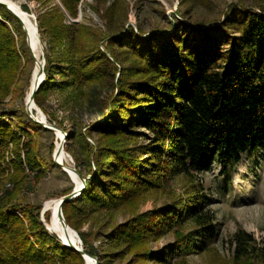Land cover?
Instances as JSON below:
<instances>
[{
	"label": "trees",
	"instance_id": "1",
	"mask_svg": "<svg viewBox=\"0 0 264 264\" xmlns=\"http://www.w3.org/2000/svg\"><path fill=\"white\" fill-rule=\"evenodd\" d=\"M60 1L69 14L75 13L79 0ZM187 2L181 0V6ZM172 17L166 27L171 31L155 27L145 36L139 28L123 37L113 31L99 40L91 31L80 39L83 27L63 22L57 7L47 20L38 17L54 55L44 52L45 78L34 94L36 103L48 89L72 86L84 94L110 77V93L99 106L102 119L85 130L74 129L89 177L78 171L85 186L62 203L64 219L75 229L74 213L105 211L112 217L113 209L129 212L110 233H102L107 243L101 249L78 232L84 251L97 256L98 264L128 255L127 264H187L185 255L205 251L216 235L199 175L218 164L226 180L242 153L264 149V0L231 2L221 21L207 24ZM6 23L26 36L18 19L0 5V98L19 60ZM53 73L68 78L57 81ZM136 128L149 132L145 144L137 143L141 135ZM92 134L93 145L87 140ZM6 139L14 141L17 135L0 124V144ZM179 176L187 186L185 196L168 187ZM160 192L169 198L162 207L137 211L148 194ZM10 198L5 193L3 200ZM31 210L23 209L25 225L0 205V264H82V256L63 246ZM44 216L51 223L50 214L49 220L46 211ZM187 222L193 232L182 231ZM167 231L174 242L151 251L148 243ZM231 244L235 264H264V243L247 231L237 229Z\"/></svg>",
	"mask_w": 264,
	"mask_h": 264
},
{
	"label": "rangeland",
	"instance_id": "2",
	"mask_svg": "<svg viewBox=\"0 0 264 264\" xmlns=\"http://www.w3.org/2000/svg\"><path fill=\"white\" fill-rule=\"evenodd\" d=\"M16 1L30 17L34 28L36 25L42 49L41 60L44 64L45 50L53 55L54 52L50 50L49 36L42 35L39 30L38 17L43 15L47 20L55 7L63 13V22L75 24L76 29L83 27L78 32L80 39L88 36L91 31L90 33L95 35L94 38L99 40L113 31L120 37L129 35L130 30L136 32L139 28L145 32V36L155 27L171 31L172 28L166 27L167 19L173 18L172 16L189 23L207 24L221 21L229 3L241 1L244 5H250V0H188L186 6H181V0H79L75 13L71 15L64 9L60 0ZM6 24L19 60L8 91L0 98V124L15 132L17 139H6L0 144V205L4 211L22 218L23 223L27 225V220L23 217L24 208L30 207L31 213L36 215L38 220L41 217L43 219V202L49 198H58L75 187L74 181L64 168H74L77 173L80 171L82 175L89 177L83 167V149L79 140L73 136L74 129L81 126L82 130H85L89 124L102 119L99 106L110 93V77H105L107 80L103 79L97 82L98 84L94 83L84 94L72 86L62 85L60 88L48 89L40 97L39 103L34 101L45 114L46 123L60 128L65 135L62 137L64 162L58 164L53 160L56 140H59L56 130L39 125L26 113L24 98L35 67L31 49L26 37L13 24ZM101 42L102 40L99 44H102ZM52 75L57 81L68 78L57 73ZM117 75L118 72L115 71L114 77ZM135 130L141 135L137 143L145 144L150 137L149 132L144 128ZM95 137V134H92L87 140L93 145ZM219 169L218 164H213L210 170L199 175L204 191L209 197L204 209L213 216L212 222L216 226L215 238L205 251L186 254L187 264H235L232 260L231 240L237 229L247 231L256 241L264 243V149L242 153L240 160L230 169L231 175L226 180L219 175ZM168 187L185 196L184 190L187 186L182 177L172 178ZM5 193L10 194L12 198L3 200ZM168 200L167 194L161 192L148 194L138 204L137 211L160 208ZM46 213L49 220L51 212ZM111 213L112 217L105 211L92 212L85 216L74 213L73 221L79 228L70 227L77 234L79 231L86 233L87 241L101 249L102 245L107 243L106 236H102V233H110L114 225L124 222L129 216L128 211L123 212L120 209H113ZM154 217L157 219L158 215ZM182 231L193 232L194 228L187 222ZM173 242L172 232L167 231L157 240H151L148 246L151 251L160 252ZM0 246H3L1 240ZM129 258L130 255L115 259L112 264H127ZM148 263L155 264L152 261ZM166 264L173 263L170 261Z\"/></svg>",
	"mask_w": 264,
	"mask_h": 264
},
{
	"label": "bare ground",
	"instance_id": "3",
	"mask_svg": "<svg viewBox=\"0 0 264 264\" xmlns=\"http://www.w3.org/2000/svg\"><path fill=\"white\" fill-rule=\"evenodd\" d=\"M4 1L10 8H12L14 10V12L18 15V17L21 19L26 32L28 34V42H29V47L33 53V55L35 56L36 59L41 60V54H42V49L40 46V42L38 39V35L37 32L31 22L30 17L28 16V14L19 6L18 2L16 0H2ZM39 73V64L35 63V67L33 68L32 71V78H31V82H30V86L28 88V90L26 91V95L24 98L25 103H30V109L32 110V113L34 110H36V112H34V117H36L38 120L40 121H45L46 122V116L45 114L36 106L35 102L29 101V94H30V89L33 88L34 86V82L36 79L40 80L42 75L38 76ZM32 114V115H33ZM56 134L58 135V141L56 140V146H57V152H56V158L58 161H61L62 163L64 162V151H63V147L60 149L59 147V143H60V139H62L63 134L56 129ZM67 173L69 174L70 178L74 181L75 186H79L81 184L79 178L76 176V173L72 170L71 167H66ZM60 199V197L58 198H49L46 199L43 202V209H47L46 211H50V217H51V223H47L45 220L44 223L47 227V230L50 233H54L56 234L60 239L66 241V240H71L72 242H74L75 244L78 241V235L74 232L73 229H67L65 230L64 227L61 224L60 219L58 218L57 214H56V207H57V203L58 200ZM44 219V217H43ZM85 264H93V260L91 258H86L85 260Z\"/></svg>",
	"mask_w": 264,
	"mask_h": 264
},
{
	"label": "water",
	"instance_id": "4",
	"mask_svg": "<svg viewBox=\"0 0 264 264\" xmlns=\"http://www.w3.org/2000/svg\"><path fill=\"white\" fill-rule=\"evenodd\" d=\"M0 5H2V6H4L6 9H8L17 19H18V21L20 22V24H21V26H22V29L25 31V33H26V41H27V43H28V46H29V42H28V34H27V32H26V29H25V27H24V25H23V23H22V21H21V19L18 17V15L14 12V10L12 9V8H10L4 1H2V0H0ZM35 28H36V25H35ZM36 32H37V28H36ZM38 35V34H37ZM32 52V51H31ZM32 54V57H33V59H34V61H35V63H38L39 64V73H38V76H40V75H42V77H41V79L40 80H38V79H36L35 80V82H34V86H33V88H31L30 89V94H29V101L30 102H32V101H34V94H35V92L37 91V89H38V87L40 86V84L42 83V81H43V65H44V62H43V60H38V59H36L35 58V56L33 55V53H31ZM30 103H28V101H27V103H25V107H26V113L29 115V117L33 120V121H35L36 123H38L39 125H42L43 127H46V128H49V129H54V130H56V129H58L61 133H62V130L60 129V128H57V127H54V126H50V125H48L45 121H40V120H38L36 117H34L33 115H32V110L30 109ZM63 134V133H62ZM63 136H65L64 134H63ZM62 145H63V140L62 139H60V143H59V147H60V149L62 148ZM57 150V146L55 145V148H54V151H53V160L55 161V162H57L58 164H61V161H58L57 160V158H56V151ZM64 170H66L65 168H64ZM72 170L76 173V176L79 178V180H80V182H81V184L79 185V186H75L71 191H69L68 193H66V194H64V195H62V196H60V199L58 200V203H57V207H56V214H57V216H58V218L60 219V221H61V224H62V226L64 227V229L65 230H67V229H72L67 223H66V221H65V219H64V216H63V213H62V203L64 202V201H67V200H69V199H71V198H74V197H76L79 193H81V191L83 190V188H84V186H85V183H86V179L85 178H83V177H81L77 172H76V170L74 169V168H72ZM67 171V170H66ZM47 209H43L42 211H41V215L46 211ZM40 220H41V222H43V224H44V226H45V228L47 229V227H46V225H45V223H44V221H43V219H42V217L40 218ZM76 234H77V232L76 231H74ZM78 235V234H77ZM57 236V235H56ZM58 237V236H57ZM59 239V241L61 242V244L63 245V246H66V247H68V248H71V249H74L75 251H77L81 256H82V258H83V260H84V262H85V260H86V258H91L92 260H93V264H98V257L97 256H95V255H90V254H88L87 252H85L84 251V249H83V247H82V244H81V239L79 238V236H78V241H77V243L75 244L74 242H72L71 240H66V241H64V240H62V239H60V238H58Z\"/></svg>",
	"mask_w": 264,
	"mask_h": 264
}]
</instances>
